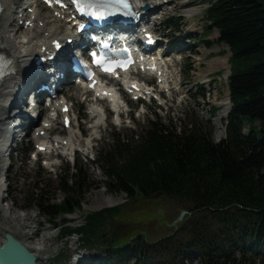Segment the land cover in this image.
Returning <instances> with one entry per match:
<instances>
[{"label":"trees","instance_id":"1","mask_svg":"<svg viewBox=\"0 0 264 264\" xmlns=\"http://www.w3.org/2000/svg\"><path fill=\"white\" fill-rule=\"evenodd\" d=\"M208 1V28L231 52L226 139L215 143L210 122L195 114L178 128L155 113L139 134L127 142L118 134L96 158L110 194L124 192L129 202L179 200L190 213L186 220L154 243L141 235L109 241L119 207L88 213L73 228L67 216L81 212L91 187L79 165L66 172L59 204L47 205L46 193L36 199L60 239L77 235L82 246L103 252L101 264H185L196 257L203 264H264V0Z\"/></svg>","mask_w":264,"mask_h":264},{"label":"rangeland","instance_id":"2","mask_svg":"<svg viewBox=\"0 0 264 264\" xmlns=\"http://www.w3.org/2000/svg\"><path fill=\"white\" fill-rule=\"evenodd\" d=\"M27 1L25 0L24 3ZM30 1L35 3V0ZM164 1L168 2V0ZM38 5L39 7H37ZM38 5H31L33 8L27 6L28 13H32L35 9V11H42L41 14H46V17L47 14L51 17L52 10L44 5ZM209 7L208 0H177L175 3L166 4L164 9L159 11L160 13L155 11L152 17L146 15V20L150 19V26L161 39V50L167 56L163 62L172 60L171 64H176V66L169 70L171 84L167 89L160 85L158 88L157 84L159 83L156 80L152 81L157 92L163 93L162 101L152 98L140 105L132 98L125 99L128 107L124 106L121 110L125 115H128L127 110H130L131 121H128V116V119H125L123 123H119L111 113L109 103L101 102L97 105L105 110V116L100 122V127L92 131L91 125L98 121H93L89 117L90 108L95 105L91 102L93 96L91 94L76 96L73 84L67 83V86L62 87L64 90L62 94L72 105V115L77 116V122L84 128V137L81 139L80 136V141L75 148L80 150L76 153L75 161H69L68 158L58 155H50L56 164L47 165L45 160L48 157L39 153V143L34 139V132H28L23 127H16V139L10 141V149L6 152L5 161L0 162V182L4 185L5 191L2 194L6 198L2 203L4 207L7 206L4 209L10 208L8 210L10 215L5 213L3 206L0 208V238L5 233L17 232L20 237H16H19V240L35 249L43 237L45 248L42 255L47 259L41 257L42 264H97V257H104L101 250L82 246L77 237L71 236L61 240L60 229L53 226V222L49 221L50 216L41 211L36 204V199L40 198L42 193H46L47 205L59 204L65 196L61 190V184L66 172L71 170L70 174L76 173V165L81 167L82 175L88 177L91 187L84 195L81 212L77 211L67 216L68 224L73 228L82 225L84 223L83 216L88 213L119 207L121 208L120 213L118 212L119 215L114 220L113 227L108 230L109 241L115 238L114 235L122 242H130L136 236L141 235L145 241L154 243L172 235L177 230L188 215L177 227L172 224L180 212L187 209L185 205H182L179 200L161 196L129 202L124 192L116 191L110 194L104 184L108 181V177L96 160L97 151L110 149L118 139V134L122 136L123 142H127L133 133L141 132L148 119L155 118V113L165 121L172 119L178 128L182 123L188 122V117L191 114H195L202 122H210L215 143L224 140L223 138L217 141L216 119L225 107L219 103H225L227 100L230 102L229 77L224 80L223 71H219L217 65L212 62L229 55L227 52L230 50L228 46L219 43V32L208 28L207 11ZM195 12L202 13L192 15ZM61 20L66 21V19ZM53 24L54 22H52ZM71 28V23H64L61 30L71 32ZM25 32L29 33L30 31ZM210 63H212L211 67ZM129 76L133 78V74H129ZM23 98L25 96L21 98L22 101ZM23 109L24 112L29 111L27 105H23ZM213 109H218L215 116H212L211 113ZM12 111L17 112L21 109L13 108ZM30 114H32L31 111ZM49 114L54 113L42 110L37 126L43 124ZM109 114H112V119ZM55 119L60 124L62 123L61 116ZM226 120L227 118L222 122L224 127ZM255 127L258 130L261 129L259 123H256ZM58 128L51 133L50 137L64 138L67 136L68 129L60 125ZM247 129L248 127L245 129L246 132ZM135 138L137 137L135 136ZM90 140L92 141V150L88 145ZM1 168H4V171ZM110 199L118 201V203L105 206V202ZM20 214H26L27 217H23L24 220L20 221ZM59 219L57 218V220ZM25 224L31 225L32 229L26 228ZM40 225L41 229H39ZM28 230L31 231L30 234L34 233L28 235Z\"/></svg>","mask_w":264,"mask_h":264},{"label":"bare ground","instance_id":"3","mask_svg":"<svg viewBox=\"0 0 264 264\" xmlns=\"http://www.w3.org/2000/svg\"><path fill=\"white\" fill-rule=\"evenodd\" d=\"M24 1L25 0H0L2 9L4 11L2 16L0 17V55L3 57L4 62L9 65V73L4 77L3 82L1 83L0 86V162L5 161L7 155L6 152H8L10 149L9 144L11 138L13 140L16 139L15 136L16 126L14 127V131L11 135L9 132H7L8 130L7 125L10 124V121L13 118L12 109L13 108L21 109L22 112V110H24L23 105L27 104V106L30 107V105L26 103V100L22 101L21 98L23 97L24 91H26L27 87H29L30 85H34L33 84L34 80L28 81L27 84L23 82L25 78H27L31 73L32 60H34V57L37 56L40 52L52 51L53 50L52 45L54 41L58 40L65 42L67 39L71 38L70 36L71 33L69 31L61 30L63 24L66 23V21L61 20L64 15L66 16L68 14L66 11L52 10L51 17H49L48 14L47 17L46 14H41L43 12L40 10H37V14L28 13V8H33V6H29L28 8H25L26 3H24ZM176 1L177 0H168V2L167 1L165 2L164 0H132V3L134 4V8L139 12L145 10L143 6L149 5L152 9L151 12L153 15L155 14V11L160 13L159 11L163 10L166 4H169V2L175 3ZM177 5L179 4L177 3ZM37 7H39V5ZM201 13L202 12H195L192 15H196V14L198 15ZM68 17H70V15ZM145 20H146V16L140 21V26H137V28L142 27V25H144L145 23ZM148 21L150 22V20ZM21 22H23L22 25ZM26 22H30L28 27H25ZM52 22H54L53 25ZM146 24H150V23H146ZM25 31H30V32L26 33ZM123 33L125 35H120L121 42L119 43L134 42V37L131 35L130 31L125 30L123 31ZM19 34L20 36H18ZM227 54H229L230 56ZM227 54H226L227 56L220 58L215 62H212L217 65L219 71H223L224 80L227 79L230 75L229 60L231 54L229 51L227 52ZM171 62L172 60L168 62L169 70L171 67L176 66V64L172 65ZM212 63L209 64L210 67ZM59 64L60 66L65 65L64 58L60 60ZM157 64L159 65V67H161L158 69L157 73L159 71L162 72V75L157 78L158 81H161L160 85L164 88L169 87V85L171 84L170 74L168 73L169 75H164L165 67H163L161 63H157ZM45 66H49V65L47 64ZM132 74L134 76L135 74L139 75L142 73L135 71ZM123 80L128 87L136 84L140 88L141 92L144 89L143 84L140 83L137 80V78H129V76L125 75V77L123 76ZM109 86L107 85L105 86L102 82H100V85L96 89L97 94L94 98H92V101L93 103H95V105L90 108L89 117L93 121L98 120L97 122H93V124L91 125L90 129L92 131L99 127V122H101L102 118H104V115H102L103 109L97 105L99 103V99H98L99 94H100V98L107 97L108 99H110L112 102L115 103H118L120 100L116 89V85H109ZM73 88L76 91V96L81 94L82 95L87 94L88 92L90 93V91L86 87H80L74 85ZM149 90H151V88H149ZM170 90L173 91L172 89ZM141 92L138 93L136 92V95H140ZM162 100L163 98L160 99V101ZM61 101L62 100H60V102ZM219 105L225 107L219 113L216 119V125L218 129L217 141H220L226 135V128L222 125V122L227 118L228 112L231 107V104L228 100L225 103H219ZM121 106L124 107L126 106V104H121ZM58 107H60V111H61L64 105L63 104L57 105L53 110L54 114L51 115V117H47L44 120V123L38 126L35 131L37 132L36 139L39 145L46 146V152H44V154L42 155L48 157L45 160L47 162V165L56 164V162L53 161L54 158H51L50 156V155L54 156L55 154L61 157H66L69 159V161H73V155L74 152H76L75 150L76 145L80 141V136H84L83 126L77 122V116L72 115L70 118L72 123L67 131V136L64 138L50 137L52 132L59 129L58 128L59 125L63 127V121L60 124L57 121V119H55V115L57 114V112H59ZM88 145L91 146V140L89 141ZM1 170L4 171V168H1ZM4 191H5L4 185L3 183L0 182V208H2L1 206H3V210L5 211V213L7 215H10L8 214V210L10 208L8 207L9 208L8 210L4 209L7 206L4 207V204L2 203V201L6 199L5 196L2 194V192L4 193ZM116 202L118 203V201H115L113 199L107 200L105 202L106 203L105 206L117 204ZM19 217H21L20 218L21 221L24 220L23 217H27V215L20 214ZM25 225L26 228L32 229L31 225L29 224H25ZM28 232H29L28 235H32L34 233L33 232L30 234L31 231L29 230ZM13 234L15 237L19 236L17 232H14ZM39 243L37 244L36 248L34 247L35 249H33V246H29L26 243L25 245L33 253L40 255L43 259H47V257H44V255H42V252L44 251L43 249L45 248L44 247L45 240L43 237H41V243L40 244ZM40 245L41 247H39ZM185 264H202V261L200 260V258H195L193 260L186 261Z\"/></svg>","mask_w":264,"mask_h":264},{"label":"water","instance_id":"4","mask_svg":"<svg viewBox=\"0 0 264 264\" xmlns=\"http://www.w3.org/2000/svg\"><path fill=\"white\" fill-rule=\"evenodd\" d=\"M145 8L147 10L150 9L149 5ZM189 214L187 209L182 210L172 225L177 227V225L184 220L185 216ZM38 258L36 254L30 251V249L12 233H6L3 241L0 240V264H39Z\"/></svg>","mask_w":264,"mask_h":264}]
</instances>
